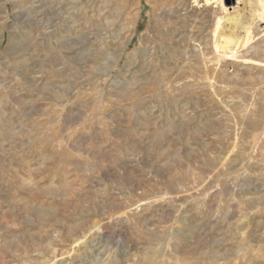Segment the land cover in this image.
Returning a JSON list of instances; mask_svg holds the SVG:
<instances>
[{
    "label": "rangeland",
    "instance_id": "rangeland-1",
    "mask_svg": "<svg viewBox=\"0 0 264 264\" xmlns=\"http://www.w3.org/2000/svg\"><path fill=\"white\" fill-rule=\"evenodd\" d=\"M238 1L0 0V264H264Z\"/></svg>",
    "mask_w": 264,
    "mask_h": 264
},
{
    "label": "bare ground",
    "instance_id": "bare-ground-1",
    "mask_svg": "<svg viewBox=\"0 0 264 264\" xmlns=\"http://www.w3.org/2000/svg\"><path fill=\"white\" fill-rule=\"evenodd\" d=\"M235 2L236 5L239 3L238 0ZM215 3L219 4L220 8L225 11H230L236 7V5L232 7L226 6L223 3V0H217ZM258 21L264 25V0H243V3L241 4V7H239L238 11V23L235 32V39L230 47L232 51H236L238 48L246 45L252 35L253 25Z\"/></svg>",
    "mask_w": 264,
    "mask_h": 264
},
{
    "label": "water",
    "instance_id": "water-1",
    "mask_svg": "<svg viewBox=\"0 0 264 264\" xmlns=\"http://www.w3.org/2000/svg\"><path fill=\"white\" fill-rule=\"evenodd\" d=\"M223 3L228 7H232L235 5V0H223Z\"/></svg>",
    "mask_w": 264,
    "mask_h": 264
},
{
    "label": "built area",
    "instance_id": "built-area-1",
    "mask_svg": "<svg viewBox=\"0 0 264 264\" xmlns=\"http://www.w3.org/2000/svg\"><path fill=\"white\" fill-rule=\"evenodd\" d=\"M203 2L207 3V2H210V3H215L217 0H202Z\"/></svg>",
    "mask_w": 264,
    "mask_h": 264
}]
</instances>
